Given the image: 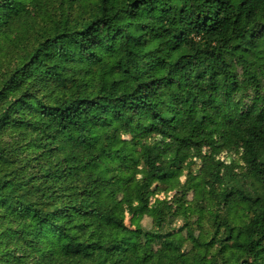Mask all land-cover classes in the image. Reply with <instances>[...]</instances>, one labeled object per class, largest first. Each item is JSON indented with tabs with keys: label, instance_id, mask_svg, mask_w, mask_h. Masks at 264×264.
<instances>
[{
	"label": "trees",
	"instance_id": "obj_1",
	"mask_svg": "<svg viewBox=\"0 0 264 264\" xmlns=\"http://www.w3.org/2000/svg\"><path fill=\"white\" fill-rule=\"evenodd\" d=\"M83 3L0 0V264H264V0Z\"/></svg>",
	"mask_w": 264,
	"mask_h": 264
},
{
	"label": "rangeland",
	"instance_id": "obj_2",
	"mask_svg": "<svg viewBox=\"0 0 264 264\" xmlns=\"http://www.w3.org/2000/svg\"><path fill=\"white\" fill-rule=\"evenodd\" d=\"M94 1L95 0H83V4L89 5ZM223 157L228 162L235 160L236 169L238 171H242L245 169V167L239 160V153H223ZM199 167L200 162L199 160H197L191 166V175H189V168L187 167V165H184L183 169L179 172V175L175 179H172L165 183L159 182L160 188L156 191L155 195L150 198V204H156L158 200H166L172 206L168 218L169 221L167 220L163 225L165 230L182 231L183 233H185L186 224L190 221L193 223H198L201 227L204 228L205 231L211 229L208 210H205L203 212H197V210L192 211L195 209V206L198 202L204 201L199 197H196L194 193L195 187L191 186L193 177H197V179H195L196 183L201 181L202 175H200L199 173ZM188 179H190L189 182ZM185 187H187L188 189H186ZM184 205H188L189 207H191V211H189L187 215H185L183 212ZM237 217V213L233 214V218L236 219ZM125 222L131 228H135L136 225H139L147 230H152L153 228H155L154 217H152L144 210H140L135 214L126 213ZM203 237H206V235L203 234ZM183 246L185 247L184 249L188 251L190 249L189 241L185 240ZM206 257H210V253H207Z\"/></svg>",
	"mask_w": 264,
	"mask_h": 264
}]
</instances>
